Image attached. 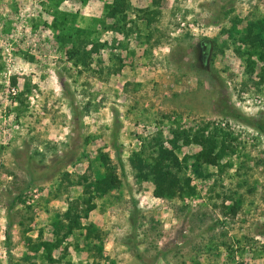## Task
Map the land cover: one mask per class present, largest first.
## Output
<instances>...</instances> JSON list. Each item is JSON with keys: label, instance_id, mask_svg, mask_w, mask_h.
<instances>
[{"label": "rangeland", "instance_id": "374dc122", "mask_svg": "<svg viewBox=\"0 0 264 264\" xmlns=\"http://www.w3.org/2000/svg\"><path fill=\"white\" fill-rule=\"evenodd\" d=\"M113 3L0 0V264H264V134L219 110L264 122L263 56L245 69L228 38L264 27V0H159L149 20L150 0ZM172 129L227 149L195 176L178 140L193 192L155 197L131 153ZM108 168L119 184L86 192Z\"/></svg>", "mask_w": 264, "mask_h": 264}, {"label": "trees", "instance_id": "16d2710c", "mask_svg": "<svg viewBox=\"0 0 264 264\" xmlns=\"http://www.w3.org/2000/svg\"><path fill=\"white\" fill-rule=\"evenodd\" d=\"M113 4H120L122 0H113ZM159 4V0H150V8L144 9V13L149 16L147 20L152 19L155 14L158 13L156 7ZM110 7V6H105ZM152 17V18H151ZM228 38L231 40L230 44L233 50L237 53L242 60L245 69H252L254 55L263 56L264 68V27L257 21L249 23L244 26L243 29L232 34H228ZM236 36V37H235ZM13 84V81H12ZM219 110L225 116L239 119L245 122L247 125L253 127L256 131L264 134V122L256 119H249L238 114L234 109L228 108L224 103L219 107ZM200 133H194L188 135L186 131L171 130L170 137L166 138V141L160 140L156 137L147 141L145 145H141L137 151H133L131 157V165L135 171L137 179L146 180L152 183V194L155 197H183L193 192V188L187 182V177L183 174L182 168L186 166V160L181 162L177 160V156L174 149L178 146V140H183L186 143H194L200 148L195 154V159L190 161L191 173L195 176H200V162L205 164L215 165L221 158L224 149V138L222 134L219 135L215 129L203 131ZM167 142L168 146L164 145ZM103 158L107 156L104 155ZM116 160L120 161L119 153H116ZM119 184V180L114 174L111 168L105 170L103 174L95 176L94 180L87 183L84 186L85 191L100 196L108 190L115 188ZM88 194V195H89ZM20 195H16L12 198L10 203L6 206L7 210L12 207V203L15 200H19ZM86 210L93 208L94 204L90 202L89 198L84 200ZM227 208L231 213H234V208L231 206H223ZM10 223H7L3 232L5 242V252L9 255V240H10ZM84 238L87 241L97 240L99 241V232L95 230L92 225L86 227ZM28 238L25 237V241L28 242ZM99 245V244H98ZM57 243H49L48 241H39L36 244H31L30 248L37 251L40 247L45 258L50 254L52 248L56 247ZM92 247L98 250V247L93 244ZM28 264H40L32 260Z\"/></svg>", "mask_w": 264, "mask_h": 264}]
</instances>
